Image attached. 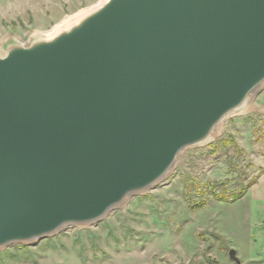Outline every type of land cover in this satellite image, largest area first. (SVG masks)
<instances>
[{"label":"water","instance_id":"1","mask_svg":"<svg viewBox=\"0 0 264 264\" xmlns=\"http://www.w3.org/2000/svg\"><path fill=\"white\" fill-rule=\"evenodd\" d=\"M263 87L264 0H106L6 45L0 249L102 221Z\"/></svg>","mask_w":264,"mask_h":264},{"label":"rangeland","instance_id":"2","mask_svg":"<svg viewBox=\"0 0 264 264\" xmlns=\"http://www.w3.org/2000/svg\"><path fill=\"white\" fill-rule=\"evenodd\" d=\"M100 0H0V51L28 44ZM264 173V87L249 109L223 120L206 144L184 149L153 189L94 225L0 249V264H241L264 256V200L249 192ZM262 185V186H261ZM256 190L264 197L263 183Z\"/></svg>","mask_w":264,"mask_h":264},{"label":"bare ground","instance_id":"3","mask_svg":"<svg viewBox=\"0 0 264 264\" xmlns=\"http://www.w3.org/2000/svg\"><path fill=\"white\" fill-rule=\"evenodd\" d=\"M105 1L106 0H100L94 8L86 10V11H83V12L77 14V15H74V16L70 17L68 20H65V21L61 22L60 24H58L57 26H55L53 28V30L50 31L49 33L41 34L37 38L47 39V38H50V37L54 36L55 34L60 32L61 30L67 29L68 27H70L71 25H73L74 23H76L80 19H82L84 16H86L87 14H89L90 12H92L93 10L98 8ZM0 52L1 53L3 52L2 49H1ZM249 104H250V102L243 104L239 109L234 111L232 114H240V113L245 112L246 110L249 109ZM218 134H219V127L215 130V132L205 142H203V144H206V143L210 142L216 136H218Z\"/></svg>","mask_w":264,"mask_h":264},{"label":"crops","instance_id":"4","mask_svg":"<svg viewBox=\"0 0 264 264\" xmlns=\"http://www.w3.org/2000/svg\"><path fill=\"white\" fill-rule=\"evenodd\" d=\"M258 182H260V184H262L263 183V186H264V174L263 175H261L260 177H258L256 180H255V183L252 185V186H250L247 190H246V192H245V194L242 196V198L241 199H244L245 198V196L249 193V192H251V193H254L253 194V198H254V200H264V197H261V194H259L258 193V191H257V194H255L256 193V190H257V188H258V186H257V184H258ZM262 186V185H261ZM248 260V264H264V256L262 255V256H260V255H258V254H254V255H252L251 257H250V259H247Z\"/></svg>","mask_w":264,"mask_h":264},{"label":"trees","instance_id":"5","mask_svg":"<svg viewBox=\"0 0 264 264\" xmlns=\"http://www.w3.org/2000/svg\"><path fill=\"white\" fill-rule=\"evenodd\" d=\"M263 174H264V173H263ZM254 183H255V181L249 183V185H248L243 191H241V193L236 197L235 200L240 199V198L245 194L246 190H247L250 186H252Z\"/></svg>","mask_w":264,"mask_h":264}]
</instances>
